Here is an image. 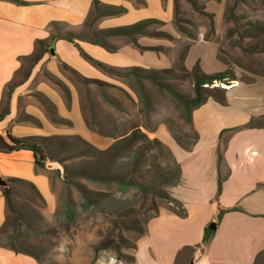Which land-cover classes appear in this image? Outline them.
<instances>
[{
    "label": "crops",
    "instance_id": "0c3cea01",
    "mask_svg": "<svg viewBox=\"0 0 264 264\" xmlns=\"http://www.w3.org/2000/svg\"><path fill=\"white\" fill-rule=\"evenodd\" d=\"M23 1L29 4L16 5L8 0H0V110L4 107L6 85L20 77L16 75L17 71L28 69L26 62L20 61V57H29L34 53L36 40L48 41L51 32L49 23L52 21L65 22L72 29H80L93 0ZM99 1L123 6L127 8V12L98 20V29L127 26L154 18L146 13L147 7L154 5L159 13L156 19L165 22V28L172 31L170 23L173 17V0H165L164 3L162 0H144L145 7L136 6L134 0ZM113 40L122 43L114 52L85 41H78V44L85 53L111 69L124 70L134 66L162 68V52L140 51L124 37L105 38V45L113 48L110 45ZM139 41L142 45L170 47V42L165 39L142 36ZM51 50L30 68L28 78L13 90L8 101V114L0 120V146L3 147H0V176L32 183L43 200L40 207L45 215L53 214L57 207L50 171L36 168L32 152L15 149L8 137L80 136L96 148L106 149L114 140L112 137L104 140L95 127L90 128L84 109L85 101H89L85 96L91 89L95 91L97 86L81 84L71 73L64 71L61 64L64 63L82 78L100 80L110 85L108 87L117 86L120 84L118 79H124L93 66L82 58L73 43L66 40H56ZM46 74L56 81L49 79ZM263 79L256 78L250 84L237 81L231 84L233 86H228L226 106L208 99L195 109L192 113V127L198 137L191 151L181 149L164 126H159L152 133L171 150L180 165L181 160L189 159L193 153L210 150L212 157L209 169L213 168L210 181L214 185V194L210 198V213L207 217H215L212 220L217 222V230L192 257L184 254L177 264H189L192 259L193 264H254L258 255L264 252V129L245 127L251 117L264 115V93L259 88ZM63 87L68 91V100ZM38 95L44 96L52 104L53 111L70 124L52 122L46 108L38 100ZM26 116L33 117L38 123L24 120ZM227 129H234L224 134L228 143L223 162L229 174L216 201L217 146L220 133ZM18 186L28 191L36 204L39 203L26 185ZM220 209L224 213L218 219ZM186 212L185 217H179L165 208L150 220L147 233L136 242L137 248L133 253L135 264H176V258L182 249L200 244L203 236L201 232L204 233L206 222L201 224V220L196 219L192 225L191 218L194 216L188 209ZM7 215L0 190V228ZM0 264L38 263L30 256L0 247Z\"/></svg>",
    "mask_w": 264,
    "mask_h": 264
},
{
    "label": "trees",
    "instance_id": "16d2710c",
    "mask_svg": "<svg viewBox=\"0 0 264 264\" xmlns=\"http://www.w3.org/2000/svg\"><path fill=\"white\" fill-rule=\"evenodd\" d=\"M16 5H28V2L23 0H8ZM182 1L188 3L196 12L203 14V8L199 5L198 0H173V17L172 25L175 29L187 37L189 40H195L193 32L189 29L190 21L184 17ZM136 6L145 7L144 0H134ZM165 0H162L164 3ZM230 10L232 20L239 26L235 14V7ZM127 12V8L123 6H113L103 4L99 0H93L91 9L88 12L80 29H72L65 22L52 21L49 23L51 29L48 41L36 40L34 53L29 57H20V61L26 62L28 69L21 72L17 71L16 75L19 78H14L11 83L6 85L4 90V107L0 110V120L8 114V101L13 90L18 87L23 80L28 78L30 68L36 64L45 53H49L53 49L56 40L63 39L73 43L83 59L91 63L93 66L104 70L108 74L119 78L132 77L138 86L137 95L140 97L144 106L147 107V96L143 88V81H149L158 91H166L180 112V117L185 124L190 127L193 132V142L183 143L179 137L170 130L169 124H166L170 135L174 142L183 150L191 151L197 141V134L192 127V113L195 109L202 106L208 99H212L222 106L227 105L226 89L219 86L211 87L215 83L231 84L237 81V77L231 63L220 55V49H217L216 58L220 61L225 69L221 72L207 74L203 72L200 66V61L197 59L191 69L186 68L185 58L189 51V44L184 45L181 52L177 55L174 66L161 69H147L143 67H129L124 70L111 69L100 61L92 58L85 53L79 46L78 41H85L95 45L102 46L110 52L115 49L105 45V38L108 37H124L140 51L162 52L170 50V47L162 45H142L139 37L146 36L151 38L165 39L170 42L176 41V35L165 28L166 23L156 18H147L135 22L127 26L111 27L106 29H98V20L105 17L120 16ZM206 14L209 18L210 32H214L215 21L212 14ZM249 28L233 29L234 32H240V37L243 40H249L242 50L247 54H258L264 52V35L263 30L253 22L248 23ZM207 38V35L205 36ZM239 66V65H236ZM241 67V66H239ZM64 71L71 73L74 78L83 85L95 84L102 98L112 103L104 93L103 88L110 86L105 82L97 79H85L64 63L61 64ZM243 68V67H241ZM252 76H261L255 71L245 70ZM21 72V73H20ZM53 80L54 77L46 74ZM192 81V94H187L175 85V80ZM239 81L250 84L254 82L253 78L239 79ZM204 85H207L205 87ZM114 86V85H113ZM66 100L69 99L68 91L63 87ZM38 100L44 105L52 122L57 124L70 123L60 118L54 111L50 102L42 95L37 96ZM26 121L38 123L31 116L23 118ZM90 128L94 127L93 114L88 121ZM250 129H264V115L251 117L250 121L245 126ZM234 129H227L220 133L217 146V185L215 200L217 201L221 192L223 182L225 181L229 171L223 162V154L226 150L228 138L224 136L226 132ZM98 131V130H97ZM101 135V133L98 131ZM103 135V134H102ZM114 142L106 149L100 150L92 144L83 140L80 136L71 137H23L12 138L8 137L9 142L15 149H25L32 152L34 164L36 168L46 169L45 160H55L62 164L64 168L63 176L59 171L56 176L59 177L67 187V195L65 200V208L63 216L67 220L66 232H69V223L75 221L78 209L80 211L97 210L106 216L113 218L114 226L121 231L126 229L135 233V242L130 246L136 250L137 240L147 233L148 222L157 217L160 213L159 203H165L169 207L166 209L179 217H185L186 208L174 196V189L182 184L181 165L173 156L171 150L156 136L150 138L147 133L143 132L139 126L131 125L125 132H121L117 137H113ZM58 141V148L55 152L47 154L46 150L49 144ZM68 145L74 149V155L67 157H59L58 152L64 150ZM83 158L80 167H73L66 162L72 158ZM77 179H84L89 183L98 187H111L113 191H105L100 189H92L86 184H83ZM8 183L7 188H0L2 196L5 200L8 215L4 224L0 228V247L7 248L18 254H24L32 257L38 264H45L42 255L35 252L30 240H38L40 235L47 232L45 229L47 220L42 212L34 207L26 210L19 205L16 200L15 187L18 185H26L33 193L39 204H43V200L36 191L35 186L25 180L18 178H6ZM74 187L80 196L79 203H76L70 193V188ZM140 195L142 198H149L152 202L149 210H134L129 200V195ZM224 210L218 212V219L221 218ZM214 232L204 228L202 245L206 244ZM123 240L120 235L114 241L119 243ZM197 247H185L182 249L176 258V264L179 258L184 254L193 256ZM128 261L135 264L134 256L126 257ZM264 259V252L260 253L254 264H261Z\"/></svg>",
    "mask_w": 264,
    "mask_h": 264
},
{
    "label": "rangeland",
    "instance_id": "374dc122",
    "mask_svg": "<svg viewBox=\"0 0 264 264\" xmlns=\"http://www.w3.org/2000/svg\"><path fill=\"white\" fill-rule=\"evenodd\" d=\"M198 3L203 8V14L196 12L188 3L182 1V8L185 12L184 17L190 21L188 27L196 36V39L189 40L179 33L171 22V30L176 35V41H169L170 50L163 53L160 66L162 68L174 66L177 55L184 45L189 44V51L185 58V66L188 69H191L195 61L199 59L203 72L210 74L223 71L225 66L216 58L217 49H220V55L233 66L237 81L246 78H253L254 81L256 78H264V52L252 55L245 53L242 47H245L250 41L241 39L240 32H234L233 30L241 28L244 31L249 28L248 23L253 22L264 31V0H198ZM233 7H235L237 21H239L238 27L230 14V10L234 9ZM146 13L154 16V18L159 16L158 9L154 5H149ZM204 13L212 14L214 17L215 27L213 33L210 32L209 18ZM206 35L207 38H205ZM110 43L114 49L122 44L117 40ZM244 69L255 71L261 76H252ZM118 81L120 84L117 86H105L103 88L104 93L112 103H108L102 98L98 87L95 91L91 89L89 94L85 96L89 99V101H85L84 105L86 117L90 121L91 114H93L94 127L101 133L104 140L111 139L109 134L117 137L131 125L139 126L150 138L154 137L152 133L159 126L166 127L170 134L166 126V124H169L170 130L183 143L193 142L192 130L180 117L178 108L166 91L160 92L149 81H143V88L148 102L147 107H145L137 95L138 86L132 77L130 79H118ZM237 81H233L231 84H235ZM174 83L183 92L192 94V81L190 79L175 80ZM231 84L215 83L213 87L219 86L222 89H227L228 86H233ZM259 88L260 92L264 93V79L260 81ZM262 103L264 105V100ZM58 144V141L49 144L46 153L55 152ZM74 149L71 145H68L64 150L58 152V156L71 157L75 153ZM210 155V150H205L199 154L193 153L189 159L181 160L182 184L175 189L174 196L193 214L194 218H191L192 225L193 221L198 219L201 220V224L206 222V227L215 218L207 217L209 216L207 214L210 213L208 209L210 198L214 194V185L210 181L213 172V168L209 169L210 159H212ZM82 161H84L83 158L72 157L66 164L80 167ZM55 171L57 170L50 171V179L57 199L56 210L51 215H45L42 212L47 220L45 229H48V231L41 234L38 240H30L31 245L35 247V252L43 256L44 263L132 264L126 257H130L134 253L130 246L135 242L136 235L126 229L117 230L111 216H106L97 210L84 212L78 209L75 221L69 223V232H66L67 220L63 216V210L68 190L65 183L56 176ZM77 181L92 189L114 190L113 187L109 190L107 187H98L84 179H77ZM15 192L19 205L26 210L34 207L41 212V205L32 200L28 191L16 186ZM70 193L73 200L79 203L80 196L74 187L70 188ZM128 198L134 210L147 211L151 208L152 202L149 198L145 199L140 195L134 196L131 193ZM213 203L214 201H212ZM159 205L160 212L169 207L165 203H159ZM120 235L123 240L116 243L114 240ZM201 235H203V231ZM199 242L200 244L198 243L195 247H202V241ZM261 264H264V259Z\"/></svg>",
    "mask_w": 264,
    "mask_h": 264
},
{
    "label": "water",
    "instance_id": "95a60500",
    "mask_svg": "<svg viewBox=\"0 0 264 264\" xmlns=\"http://www.w3.org/2000/svg\"><path fill=\"white\" fill-rule=\"evenodd\" d=\"M52 52V50H51ZM2 147V146H0ZM3 148V147H2ZM45 168L49 171H53V170H57L60 172V175L63 176L64 173V168L62 166V164H60L58 161L55 160H49L46 159L45 160ZM8 187V183L6 181V179H4L3 177L0 176V188H7ZM217 222L212 220V222L210 224H208L206 226V228L212 232L217 230ZM194 263V259H192L189 264H193Z\"/></svg>",
    "mask_w": 264,
    "mask_h": 264
},
{
    "label": "built area",
    "instance_id": "2783aa9c",
    "mask_svg": "<svg viewBox=\"0 0 264 264\" xmlns=\"http://www.w3.org/2000/svg\"><path fill=\"white\" fill-rule=\"evenodd\" d=\"M205 87H207V85H204ZM213 86H215V82L211 85V87H213ZM224 87H226V86H224Z\"/></svg>",
    "mask_w": 264,
    "mask_h": 264
}]
</instances>
